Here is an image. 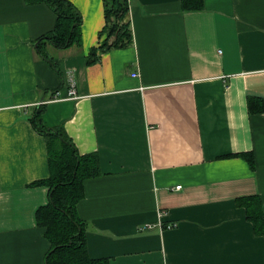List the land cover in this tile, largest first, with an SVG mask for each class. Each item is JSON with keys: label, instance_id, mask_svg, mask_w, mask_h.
Segmentation results:
<instances>
[{"label": "crops", "instance_id": "1", "mask_svg": "<svg viewBox=\"0 0 264 264\" xmlns=\"http://www.w3.org/2000/svg\"><path fill=\"white\" fill-rule=\"evenodd\" d=\"M70 1L80 41L38 48L53 8L0 0V264H46L51 247L36 217L51 173L40 107L99 155L77 205L91 258L264 264V232L238 204L258 196L264 212V0H128L132 42L107 50L104 1Z\"/></svg>", "mask_w": 264, "mask_h": 264}, {"label": "trees", "instance_id": "2", "mask_svg": "<svg viewBox=\"0 0 264 264\" xmlns=\"http://www.w3.org/2000/svg\"><path fill=\"white\" fill-rule=\"evenodd\" d=\"M29 2H46L57 14L54 29L37 41L48 40L58 47H68L81 39L82 15L70 0H28ZM106 24L102 35L106 37L100 44V50L115 46H126L132 42L128 0H103ZM184 8H200L202 0H184ZM101 35V36H102ZM96 53L93 49L92 54ZM89 62L93 58H89ZM40 107L31 117L35 129L46 137L50 177L36 184H47L50 199L46 205L38 208L36 217L40 227L45 228V237L51 247L46 254V264H107L100 259L90 257L86 245L87 223L77 210V205L85 195L84 181L102 174L97 153L81 155L71 138L61 127H48L43 123ZM254 166V159L249 158ZM244 205L247 217L253 221L256 231L264 232V212L258 196L239 199Z\"/></svg>", "mask_w": 264, "mask_h": 264}, {"label": "built area", "instance_id": "3", "mask_svg": "<svg viewBox=\"0 0 264 264\" xmlns=\"http://www.w3.org/2000/svg\"><path fill=\"white\" fill-rule=\"evenodd\" d=\"M132 76H133V77H137L138 74H137V73H133ZM71 81H73V79H71ZM73 85H74V83H73ZM68 96H69V97H73V98H76V97H77V96H76V90H75V87H73V88H71V89L69 90V92H68ZM55 98L63 99L64 97H61L59 93H56ZM178 188H180V185L178 186ZM149 226H150V225H149Z\"/></svg>", "mask_w": 264, "mask_h": 264}, {"label": "water", "instance_id": "4", "mask_svg": "<svg viewBox=\"0 0 264 264\" xmlns=\"http://www.w3.org/2000/svg\"><path fill=\"white\" fill-rule=\"evenodd\" d=\"M126 21L127 22L129 21V14H127V16H126Z\"/></svg>", "mask_w": 264, "mask_h": 264}]
</instances>
